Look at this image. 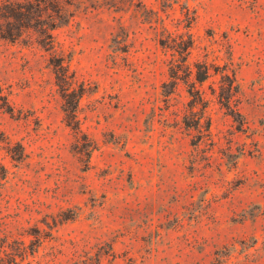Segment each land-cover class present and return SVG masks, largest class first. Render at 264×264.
<instances>
[{"label": "rangeland", "instance_id": "1", "mask_svg": "<svg viewBox=\"0 0 264 264\" xmlns=\"http://www.w3.org/2000/svg\"><path fill=\"white\" fill-rule=\"evenodd\" d=\"M0 264H264V0H0Z\"/></svg>", "mask_w": 264, "mask_h": 264}, {"label": "trees", "instance_id": "2", "mask_svg": "<svg viewBox=\"0 0 264 264\" xmlns=\"http://www.w3.org/2000/svg\"><path fill=\"white\" fill-rule=\"evenodd\" d=\"M188 26V25H186ZM160 44L163 45L166 48L173 49V51L177 52L182 58L183 61H185L190 55V50L193 47V41L190 38V36L187 34V38L184 39L183 37L180 38V40H172L171 44H168V42H165L164 39H160ZM174 53H172L173 55ZM175 65H171L169 70H170V77L173 79L178 78V70L175 69ZM53 67L56 73V79H57V84L59 85L60 88L64 90L63 94V99L65 98V103H63V111L65 113V118H66V125L71 126L72 128H78L76 125V110H77V104H78V98L82 96L83 90L82 86H78V89H72L71 91L69 90L70 85L75 82L74 81V75L70 74L68 71V68L65 67L63 64L62 60H56L55 63H53ZM208 78V71L207 69H204L202 73L199 71L195 73L194 79L195 82L192 83L191 90H190V95L193 97V105H203V97L197 91L195 88V84L202 85L206 79ZM66 85H69V87H66ZM173 87L174 84H173ZM68 97H71V99H67Z\"/></svg>", "mask_w": 264, "mask_h": 264}]
</instances>
